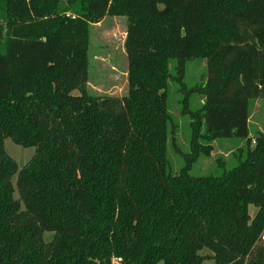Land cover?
Instances as JSON below:
<instances>
[{"label": "trees", "instance_id": "trees-1", "mask_svg": "<svg viewBox=\"0 0 264 264\" xmlns=\"http://www.w3.org/2000/svg\"><path fill=\"white\" fill-rule=\"evenodd\" d=\"M106 17L127 20L123 98L88 91L91 27ZM194 59L204 102L193 112L185 93L193 154L173 174L170 65L181 80ZM258 100L264 0H0V264H264ZM7 139L35 149L21 169ZM226 139L244 159L192 176Z\"/></svg>", "mask_w": 264, "mask_h": 264}, {"label": "rangeland", "instance_id": "rangeland-1", "mask_svg": "<svg viewBox=\"0 0 264 264\" xmlns=\"http://www.w3.org/2000/svg\"><path fill=\"white\" fill-rule=\"evenodd\" d=\"M127 20L123 17H106L99 24L91 27L90 50H89V83L88 91L94 96H113L123 98L128 94V60L125 52V40ZM176 61L170 65V80L168 83V104L173 117L175 127L169 133L168 160L170 171L178 174L186 166V160L192 156L190 146V115L182 114L185 93L189 92L188 107L191 111L199 110L204 102V97L191 92L197 86L203 85L207 78V63L202 59L187 61L184 75L181 80L175 79ZM180 81L182 85L180 84ZM185 87V91L181 89ZM171 126V127H172ZM257 132L264 133V100H258L254 104L250 119V134L255 139ZM254 146V144L252 145ZM215 150L209 157L200 155L193 164L190 174L194 177L207 175L219 176L223 170L217 167L218 159L222 160L226 169L237 166L240 159H244L245 153L240 149L246 148L245 142L238 139L220 140L214 143ZM5 149L21 169L34 156L35 149H25L15 145L10 139L5 141ZM242 156V157H241ZM16 183V179H14ZM253 217L256 209L250 207ZM202 256H211L208 251L201 253ZM113 264H119L114 261ZM204 264H214L208 259Z\"/></svg>", "mask_w": 264, "mask_h": 264}, {"label": "built area", "instance_id": "built-area-1", "mask_svg": "<svg viewBox=\"0 0 264 264\" xmlns=\"http://www.w3.org/2000/svg\"><path fill=\"white\" fill-rule=\"evenodd\" d=\"M253 144L255 145V141H253ZM114 261L118 262L119 264H121V259H115Z\"/></svg>", "mask_w": 264, "mask_h": 264}]
</instances>
